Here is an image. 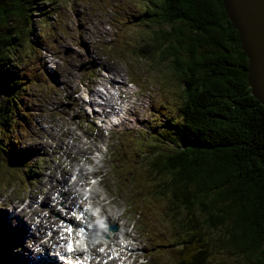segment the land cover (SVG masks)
I'll use <instances>...</instances> for the list:
<instances>
[{
	"label": "rangeland",
	"instance_id": "obj_1",
	"mask_svg": "<svg viewBox=\"0 0 264 264\" xmlns=\"http://www.w3.org/2000/svg\"><path fill=\"white\" fill-rule=\"evenodd\" d=\"M56 1L58 4L52 6L53 11L47 10V3L34 6L29 12L31 25H27V31H22L25 36L18 43L16 55H12V58L7 57L8 62L4 61L6 65L0 63L1 78L7 80L12 74H17V77L21 79L18 88H13V91L16 101H20V104L24 106L22 110L19 105L11 103L12 106L8 109L14 120L8 112H5L3 117L10 136L4 133L3 128L0 130L4 134L0 136L7 142H11L13 137L20 136L18 144L13 143L14 147H11L7 156L13 157L15 153L17 157L27 158L28 162L32 163L29 164L32 172L26 173L29 181L27 185L21 182L15 185L18 179H23L22 172L12 174L13 171L0 164V211H6L4 222H0V226L4 230V223L9 224L6 243L9 247L16 244L15 248L10 250L7 248L5 250L7 256L3 255L1 258L5 264H23L25 242L20 238L16 226H25L22 236H26L34 226L33 224L29 228L28 223L40 219L34 213L25 223L26 215L32 210L43 208L45 204L54 209L53 202L59 198L57 194L63 189L62 187L67 183L71 184V175L78 173L83 176L89 164L92 163V166L96 165V175L103 177L101 182L94 186V191L106 197L104 209L111 212L112 220L117 224V231L111 234L115 238L119 232V237L125 235L134 242L130 249L137 260L130 259L129 262L133 260L136 264L164 263L167 258L158 252V246L165 244L163 240L169 235L167 229L169 224L163 223L166 204L162 203L164 210H160L161 215L158 214V217L154 218L153 224L152 219L140 220L134 216L127 204V193L123 194L117 189V187L129 185V182H125L126 175L117 168L109 169L113 161L108 157L110 153L106 154L111 151L110 147L112 150L120 148L124 158L142 161L148 148L162 146L161 143L155 142L154 138L158 139L159 136L154 132H163L165 118L168 116V125L173 131L170 120L176 119L178 112L181 114V111H178L182 104V99L178 98L179 86L171 79L169 70L163 67L165 65L159 66L151 59L141 56V52L151 45L149 34L151 23L145 24L142 20L148 0ZM155 2L158 0H154ZM226 17L228 19L227 14ZM228 22L231 24L229 19ZM235 31L238 37V31ZM238 42L240 45L239 37ZM149 52L147 50L144 56ZM153 54L152 52L150 56ZM244 55L246 58L245 82L250 91L246 80L248 59L245 53ZM110 69L116 71H113L115 75L109 74ZM105 76L108 80L112 78L115 81L112 83L114 86L123 85L122 88L117 86L121 92V99H114L117 104L113 106V111L117 113L118 109H122L126 115L123 119L124 124L117 128L109 129L110 124L101 115L102 111L107 115L111 114L113 112L111 108L103 107V101L99 98L94 101L97 104L99 102L98 105L102 109L93 106V101H90L94 95L93 91H101L100 95H106L101 85L102 81L106 84L103 80ZM129 81L130 85H128ZM250 95L264 107L251 92ZM10 124H13L15 128H8ZM21 124L23 126L19 128L17 125ZM87 124L101 131L98 137H95L97 131L88 132L84 137L85 132L82 129ZM124 131L133 132L136 139H124L122 136ZM102 132L106 137H101ZM103 141L108 147L107 151L101 145ZM134 141L136 146H133ZM13 148L14 152H12ZM96 150L105 151L102 160L94 156ZM38 162H40L39 165ZM135 167L136 175L140 174L139 166ZM62 179L64 183L61 182ZM47 180L49 181L46 182ZM9 181L12 184L7 183ZM134 181L140 190L141 188L147 190L148 187L145 185L141 187L137 183L138 180L134 179ZM79 182L82 184L83 181L78 180L72 184L75 186ZM82 191L80 188L79 193ZM45 194L48 198L52 196L49 203L41 199V196ZM138 195V187L134 185L129 197L137 200ZM32 196L34 198L31 200ZM8 201L15 206L14 217L11 213L13 205ZM69 203L70 198L68 204L65 205L63 202L58 206L60 213L57 212V207L54 213L63 215L66 209L72 208ZM74 203L75 201L72 202ZM175 204L178 202L172 206ZM152 206L155 211H158V204L153 202ZM18 208H23L26 215H20ZM184 214L186 215V212ZM119 215H121L120 220ZM105 216L110 218L109 214ZM179 216L182 217L183 214ZM52 217L55 219L53 215ZM12 219L15 221H11ZM41 220L45 222L43 218ZM60 224L67 225L63 220ZM131 224H134L132 230ZM50 225L51 223L40 225L30 236L36 240L40 239L38 234L48 236L47 228ZM42 227H45V230ZM179 228L178 226V232ZM191 231H194L193 228ZM204 231L209 236L205 229ZM2 238L0 233V239ZM123 242L127 243L125 240L118 243ZM108 243L114 245V241L108 240ZM214 253L212 259L222 258L223 260L224 256L219 251ZM16 255H18L17 258ZM226 260L228 264H239L233 258H226Z\"/></svg>",
	"mask_w": 264,
	"mask_h": 264
},
{
	"label": "trees",
	"instance_id": "obj_2",
	"mask_svg": "<svg viewBox=\"0 0 264 264\" xmlns=\"http://www.w3.org/2000/svg\"><path fill=\"white\" fill-rule=\"evenodd\" d=\"M43 3L53 11L58 1L0 0V63L16 55L22 31L31 25L29 12ZM142 20L151 23V45L141 56L169 70L182 115L170 120L172 133L154 132L162 146L148 148L136 165L141 177L135 166L129 173L139 190L130 206L142 217L154 199L159 211L166 204L163 223L173 241H163L176 264H228L226 258L264 264V107L250 95L246 58L222 0H148ZM20 83L17 74L0 77V128L9 136L3 117L8 112L12 118V102L24 109L13 91ZM16 142L0 136V164L12 174L25 165L15 153L7 156ZM215 250L223 260L212 259Z\"/></svg>",
	"mask_w": 264,
	"mask_h": 264
},
{
	"label": "bare ground",
	"instance_id": "obj_3",
	"mask_svg": "<svg viewBox=\"0 0 264 264\" xmlns=\"http://www.w3.org/2000/svg\"><path fill=\"white\" fill-rule=\"evenodd\" d=\"M225 11V10H224ZM130 54V53H129ZM116 72L114 69H110L109 70V74H112V75H115L114 74V72ZM13 75H15V74H13ZM17 79H18V77H17ZM103 80H105L106 81V84L102 81V83H101V85L104 87V89L103 90H105V92H106V95H103V94H101L100 95V92L99 91H93V94L94 95H92V97L93 98H91V100L90 101H93V106H95V107H98V108H100V109H102V107H100V105H98L94 100H96L97 98H99V99H101L102 101H103V103H104V106L103 107H109V108H111V110L113 111V106H115V104H117V103H115L114 101L115 100H120L121 98H120V94H121V92L119 91V88H117V86H119V87H123V85H113L112 83H113V79L111 78V80H108V78H107V76H105L104 78H103ZM115 82V81H114ZM114 89H115V91L117 92L116 94L114 93L115 91H114ZM114 91V92H113ZM125 94H127V93H125ZM103 95V96H102ZM94 97H96V98H94ZM115 99V100H114ZM119 111V113H123L122 112V110H118ZM101 115H103V117H106V114L104 113V111H102V114ZM164 118H165V116H164ZM163 118V119H164ZM169 119H171V117L169 116ZM168 116L165 118V122H164V127H163V131L167 134V132H169V133H172V130H171V127L168 125ZM152 121H154L153 119H152ZM97 123V122H96ZM133 127V126H132ZM20 128V127H19ZM124 128V127H123ZM131 128V127H130ZM125 129V128H124ZM126 132V131H125ZM174 134H172V136H173ZM19 138H20V136H19ZM19 138H17V144H18V141H19ZM65 155V154H64ZM83 177V176H82ZM79 178H75V180H78ZM49 180H47L46 182H48ZM62 183H64V179H62V181H61ZM7 183H9V184H12V183H10V182H7ZM80 186V182L79 183H77V184H75V186L73 185V186H68V187H66V188H63V190H66V194H67V197H66V199H64V201L63 202H65V205L66 204H68V201H67V199L69 198V195H75L74 196V198H73V200L72 201H70V205L69 206H71V207H74V208H78V212H77V214H79V213H82L83 214V219H84V222L85 223H87V224H90V222L92 221V218H93V216L87 211V210H83L82 208V204H83V201H81L80 202V205H78V203H74V204H72V202L73 201H75L76 200V198H77V195H78V192H77V188ZM79 197V196H78ZM34 198V196H32V198H31V200ZM89 200H92L93 198L92 197H89L88 198ZM154 203H156V204H158V201H156V199H154V201H153ZM45 203H46V201H45ZM60 203V202H59ZM64 205V208L66 207ZM78 205V206H77ZM160 204H158V206H159ZM53 206H54V209L53 208H51V206H49L48 204H45L44 206H43V208H40L42 211H37V212H43V216H42V218L43 219H45V224H44V222L40 219L39 220V226L40 225H47V224H50V223H52L53 222V220H54V223H55V225L57 226V228H58V230H60V231H62L63 230V228H62V226H59V224H58V219L59 218H61L62 220L66 217V216H68L67 218H68V220H74V216L73 215H71V213L68 211V210H65V212H64V215H61V216H59V214L58 213H54V210H55V208H56V210H57V212H59L60 213V211H59V207H58V204L57 203H55V202H53ZM158 214L159 215H161V212L158 210V211H155L154 210V208H153V206H152V211H151V214H150V218L152 219V224H153V222H154V218H157L158 217ZM52 215L55 217V219H53V217H52ZM47 216H49L50 218H48ZM163 217V216H162ZM163 220L165 221V219H164V217H163ZM11 221H15L14 219H12ZM110 221V219L108 220V222ZM0 222H4V216H0ZM4 225H5V227H9V224L8 223H4ZM16 229H17V232L19 233V235H20V238L23 240V242H25L24 241V236H22V233L25 231V229H24V227H20V225H17L16 226ZM42 229H44L45 230V227H42ZM47 230H48V233L52 236L53 235V232L49 229V227L47 228ZM30 232H28V234L25 236L26 238H27V240H29V236H30V234H29ZM44 236L45 235H43L42 237L44 238ZM52 238H54L53 236H52ZM127 237L124 235V236H122V237H120L119 238V240H121V239H126ZM118 239V238H117ZM166 239L168 240V242H170V243H172V237H171V232H170V230H169V235H168V237L166 236ZM86 242L88 243V244H90L91 246H94V245H96L97 244V241L95 240V239H93L92 238V236L90 235V233H88V235H87V238H86ZM121 246H122V249H121V251H120V253H121V256L120 255H118V257H119V263L118 264H136V263H130L129 262V259H128V254L131 252L130 251V244L129 243H126V242H123V243H121ZM0 247H4V243H3V239H0ZM158 248H159V250H158V252L161 254V255H163V256H170V253H169V246L168 245H166V244H163V245H161V246H158ZM27 252V251H26ZM67 252H68V250H67ZM157 252V253H158ZM113 256H115V254H112ZM32 255H28V257H31ZM18 257V255H16V258ZM177 257V256H176ZM40 260L41 261H46L47 260V255L45 254V255H43V256H41V258H40ZM135 260H137V257H136V255H135ZM176 262H179V261H176V260H174V261H171V260H166L164 263H161V262H157V264H176ZM9 263V262H8Z\"/></svg>",
	"mask_w": 264,
	"mask_h": 264
},
{
	"label": "water",
	"instance_id": "obj_4",
	"mask_svg": "<svg viewBox=\"0 0 264 264\" xmlns=\"http://www.w3.org/2000/svg\"><path fill=\"white\" fill-rule=\"evenodd\" d=\"M222 4L248 59L250 92L264 105V0H222Z\"/></svg>",
	"mask_w": 264,
	"mask_h": 264
},
{
	"label": "snow or ice",
	"instance_id": "obj_5",
	"mask_svg": "<svg viewBox=\"0 0 264 264\" xmlns=\"http://www.w3.org/2000/svg\"><path fill=\"white\" fill-rule=\"evenodd\" d=\"M68 248H69V250H71V248H72V244H71V242H69V244H68Z\"/></svg>",
	"mask_w": 264,
	"mask_h": 264
}]
</instances>
